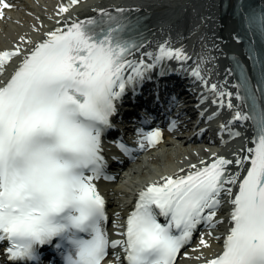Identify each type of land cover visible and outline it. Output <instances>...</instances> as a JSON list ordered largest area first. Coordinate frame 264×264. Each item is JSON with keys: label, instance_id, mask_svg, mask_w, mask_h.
<instances>
[{"label": "snow or ice", "instance_id": "obj_1", "mask_svg": "<svg viewBox=\"0 0 264 264\" xmlns=\"http://www.w3.org/2000/svg\"><path fill=\"white\" fill-rule=\"evenodd\" d=\"M79 3L68 0L57 15ZM12 8L10 0H0V18ZM95 11L0 50V243L9 264H43L45 247L61 264H179L181 254L191 255L183 250L200 226L209 230L196 244L203 249L196 257L200 264H264V7L236 0L234 15L248 37L252 74L231 55V88L227 77L223 87L209 84L203 72L207 56L187 66L193 57L171 36L151 48L146 27L130 9ZM234 37L244 40L239 33ZM157 70L159 76L187 71L201 81L208 92L201 93V103L211 96L218 106L208 119L228 110L229 118L219 124L221 136L239 137L234 125L250 122L251 143L232 158L212 152V159L188 164L187 172L180 168L147 184L126 223L115 225L121 238L111 239L107 201L96 183L115 179L107 170L103 137L115 127L128 92L135 97ZM175 126L173 120L169 127ZM136 132L141 150L163 138L160 127ZM116 143L128 156L136 151L123 137ZM225 204L227 217L219 215ZM225 221L228 228L217 235L214 230ZM214 239L222 240L219 251H209ZM115 248L123 259L121 252L107 259Z\"/></svg>", "mask_w": 264, "mask_h": 264}, {"label": "bare ground", "instance_id": "obj_2", "mask_svg": "<svg viewBox=\"0 0 264 264\" xmlns=\"http://www.w3.org/2000/svg\"><path fill=\"white\" fill-rule=\"evenodd\" d=\"M35 1L37 0H10L14 8L7 10L12 11L14 14L9 15L6 13V17L4 18L15 22L25 18L26 26L28 25L27 27H30L31 31L33 29L35 34L32 36L26 31L19 32V30L13 33L9 24H4L2 22L3 18H0V50L14 47L17 43H22L20 41L21 36L37 39L49 29L56 27L58 21H62L63 23L70 22L68 17L79 16L83 19L86 16L97 15L98 13L95 10L99 8L115 9L123 7L127 9H140V11H144L149 15L147 22L149 23L151 48H156L160 42L171 36L175 46L178 47L183 44L189 55L193 57L192 60L187 62V66L195 67L197 56H207L208 59L206 64L204 63L203 72L209 84L218 83L223 87V81L227 77V86L232 87V76L227 75V59L229 54L237 55L248 65V60L243 55L242 44L237 42L234 37V34L238 33L237 21L229 14L235 0H227L228 9L223 15H221L220 0H147L145 3L138 2L120 6H110L105 0H80L79 4H75L81 6L79 10L64 13L62 16L57 14L51 15V17L48 16V21L42 23L43 25L36 22V18L33 19V15L30 14V12H35V15L37 14L33 4ZM256 1L264 7V0ZM60 2H68V0H55L54 10L59 13L61 12L60 6L63 5ZM213 45H216V47H213ZM136 55L138 57L140 54L136 53ZM170 63L172 68L177 67L176 61H171ZM209 63L211 64L208 65ZM212 65L215 69V73L213 74L206 69V67ZM10 71L11 67L9 66ZM170 74V76L168 74L159 76L158 70L153 72V79L147 80L145 82L146 86L135 97L133 95L128 97L126 106H128L129 101V106H132V108L128 106L126 110L134 109L138 111V104L143 99L152 111L160 113L159 108L168 102L175 89L185 86V81L182 79L181 74L176 72H170ZM187 77L193 83L199 84L208 94L207 89L204 88L201 81L194 80L189 75ZM3 79L4 77L0 76V81ZM157 84L159 85V99L156 98ZM232 90L235 91L234 88ZM234 103H238L235 98ZM223 111L228 113L226 108ZM178 142L183 143L182 140ZM186 145L187 141L184 143V147L181 148L169 138H162L153 149L146 148L142 151L144 153H142L143 156H141V153L136 155L126 165L123 172L117 176V181L109 190V214L116 224H124L126 211L130 209L131 203L137 198L139 191L147 184L159 181L162 176L177 173L180 168H184L185 172H187L188 164L196 163L205 157H212L206 151H200L195 148L190 150ZM229 158H232V156ZM228 211L229 206L225 204L219 215L227 217ZM116 213L120 214L119 217L115 215ZM119 218L120 221L118 220ZM227 228L228 224L225 221L224 224L214 231L217 235H220ZM205 232L207 230L202 233ZM200 235L197 236V241L193 243V246H190L187 250L191 255L187 257L182 256L179 264H200L196 259L200 255V252L203 251V249L196 248ZM221 244L222 240L216 241L214 239L213 248L209 251H219ZM205 254L207 255V252Z\"/></svg>", "mask_w": 264, "mask_h": 264}, {"label": "rangeland", "instance_id": "obj_3", "mask_svg": "<svg viewBox=\"0 0 264 264\" xmlns=\"http://www.w3.org/2000/svg\"><path fill=\"white\" fill-rule=\"evenodd\" d=\"M64 1V0H63ZM38 3H39V5H38ZM61 4L63 3V4H66V3H68V2H60ZM34 6H35V11H36V15L34 14L35 12H30V14H32L33 15V19H35L36 18V22H38V23H40L41 25H43L42 23H46V21H48V16H50L51 17V15H53V14H57V13H59V12H57V11H55L54 10V4H55V0H37V1H35L34 3ZM200 6V5H199ZM81 6H78V5H75V4H73L72 6H71V8L69 9V12L70 11H77V10H79V8H80ZM201 7V6H200ZM6 11V13H8L9 15L10 14H14L12 11H8L7 9L5 10ZM29 16H31V15H29ZM38 17V18H37ZM25 18H23L22 20H19V21H17V22H15V21H10V20H8V19H6V18H3L2 19V22H4V24H9V27H10V29L12 30L11 32H13V33H15L14 31H16V30H19V32H21V31H23V32H28V34H30V35H32V36H34L33 34H35V32H34V30L32 29V31H31V29H30V27H27L26 26V24H25V20H24ZM28 24V23H27ZM33 28V27H32ZM37 29H39V28H37ZM2 30V29H1ZM17 33V32H16ZM129 191H131V190H129ZM197 241V240H196ZM195 241V242H196ZM193 246V245H192Z\"/></svg>", "mask_w": 264, "mask_h": 264}]
</instances>
